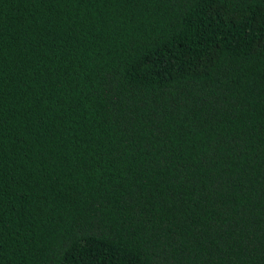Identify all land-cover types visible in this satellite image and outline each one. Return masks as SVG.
Here are the masks:
<instances>
[{
    "label": "trees",
    "instance_id": "1",
    "mask_svg": "<svg viewBox=\"0 0 264 264\" xmlns=\"http://www.w3.org/2000/svg\"><path fill=\"white\" fill-rule=\"evenodd\" d=\"M0 264H264V0H0Z\"/></svg>",
    "mask_w": 264,
    "mask_h": 264
}]
</instances>
